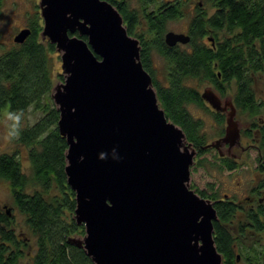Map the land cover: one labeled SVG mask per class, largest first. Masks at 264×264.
<instances>
[{
  "label": "water",
  "instance_id": "95a60500",
  "mask_svg": "<svg viewBox=\"0 0 264 264\" xmlns=\"http://www.w3.org/2000/svg\"><path fill=\"white\" fill-rule=\"evenodd\" d=\"M38 7L40 37L60 55L63 80L50 98L67 145L72 218L84 230L67 243L93 264H223L214 240V202L189 184L196 149L160 107L139 41L119 11L106 0H39ZM29 34L22 28L13 41L22 43ZM189 39L164 34L168 46ZM201 98L217 111L230 107L224 135L206 146L223 155L219 147L227 144L230 155L240 146L231 100L222 101L209 87Z\"/></svg>",
  "mask_w": 264,
  "mask_h": 264
},
{
  "label": "trees",
  "instance_id": "16d2710c",
  "mask_svg": "<svg viewBox=\"0 0 264 264\" xmlns=\"http://www.w3.org/2000/svg\"><path fill=\"white\" fill-rule=\"evenodd\" d=\"M106 1L119 11L127 32L138 39L140 60L152 78L158 103L165 115L185 132L196 149V156L210 147H206L202 121L191 115L188 106L206 109L219 124L223 123L224 116L210 112L211 108L198 90L189 85V80H206L220 94L227 89L226 83L234 81V107L254 114L255 80L264 77V0H209L214 11L207 16L197 8L188 28L190 39L185 48L168 46L164 41L167 21L181 15L177 4L157 7L155 0H138L141 3V14H138L117 0ZM150 5L153 7L148 8ZM34 8V19L27 27L30 34L24 42H14L0 54V112L7 109L8 114L22 111L25 115L31 110L39 114L32 124L22 126L19 138H13L25 148L23 156L29 164L30 175L21 169L19 153L15 152L0 154V177L11 186L15 207L24 216L28 232L35 237V249L27 254L23 252L25 242L14 234L12 217L0 209V264H20L25 255L29 264H93L82 249L67 243L69 236L82 235L84 230L72 218L74 193L64 173L67 145L58 133L59 113L50 98L53 80L63 78L51 59V53L56 52L54 45L40 37L43 22L40 24L36 15L39 7ZM140 19L144 27L136 31ZM207 30L215 39L211 47L201 42ZM152 51L163 58L161 79L151 63ZM261 131L260 145L264 144V127ZM246 136L250 137L251 133ZM222 160L227 169L236 168L232 159ZM203 161L198 160V165ZM199 193L208 196L205 191ZM261 207L245 211L255 229H260L258 219L264 216ZM214 208L218 216L213 222L216 248L223 256V264H236L234 239L228 227L243 208L229 198L215 200Z\"/></svg>",
  "mask_w": 264,
  "mask_h": 264
},
{
  "label": "rangeland",
  "instance_id": "374dc122",
  "mask_svg": "<svg viewBox=\"0 0 264 264\" xmlns=\"http://www.w3.org/2000/svg\"><path fill=\"white\" fill-rule=\"evenodd\" d=\"M121 5L129 11L137 10L138 14H141V3L138 0H117ZM39 0H0V54L7 51L13 45V37L22 28H27L29 21L34 19L33 10L35 5L38 7ZM158 6H170L177 4L179 17H175L166 23V30L173 31L176 33H184L188 35V28L191 20L195 14V11L200 9L205 12L207 16H210L214 11V7L209 0H155ZM150 5L148 8H152ZM140 11V12H139ZM35 12V11H34ZM40 10L37 8V16L40 18V24H42L40 17ZM32 13V14H31ZM144 27V22L140 19V27L135 30H141ZM222 32L218 36H221ZM212 38V40H210ZM207 46H213L215 39L213 33L207 30L205 37L201 39ZM189 42V41H188ZM187 43L178 42L176 45L185 48ZM151 63L153 68L156 70L157 77L161 79L164 72L162 71V65L164 64L163 58L158 55L155 51L151 52ZM51 59L53 66L61 70L60 55L57 52L51 53ZM162 73V74H161ZM59 82V79L53 80V85ZM189 85L195 87L201 94L202 91L209 87L215 93L218 94L219 98L224 101L225 99H233L235 92L234 81L229 84L226 83V90L223 94L218 93L206 80L201 82L195 80H189ZM220 94V95H219ZM255 103L257 107L254 110V114H250L247 109L238 110L235 109L233 119L238 121L240 124V142L241 147L234 149L233 152L237 155V165L233 170L227 169L224 166L223 160H218L217 151L210 147L208 151L200 156H196L195 163L190 167V188L193 189L197 194L200 190L205 191L208 196H203L211 201L227 198L234 202L240 201L241 208L233 217V220L228 227V230L234 239V256L237 258L236 264H264V216L261 215L262 222H260V229L252 227L246 218L245 211L251 208L252 211L256 210V204L249 205L245 202L244 196L255 194L251 191V187L256 185L258 178L259 165L264 163V144L260 145V137L262 134V127H264V77L256 78L255 80ZM224 106V105H222ZM188 110L191 115L196 119H200L203 123V134H205L206 143L209 144L217 138L224 135L226 122L219 124L215 117L212 116L206 109L202 107H196L189 105ZM210 112H214L209 109ZM227 110H231L227 107ZM215 113V112H214ZM38 112L32 113L31 110L27 111L22 116L21 125L26 126L32 124L38 117ZM12 120L8 115L7 109H3L0 112V154H11L19 153L21 169L28 176L30 175L29 164L24 158L25 148L23 145L18 144L14 139H9V132L11 130ZM259 124V125H258ZM250 132L252 138H247V133ZM224 150V149H223ZM198 160H204L202 165H198ZM261 167V166H260ZM263 179V175H259ZM41 190L40 186L36 187ZM31 187L28 185L26 190L29 191ZM264 190V189H263ZM263 190L260 195L264 196ZM215 194V197H214ZM243 199V202H242ZM256 203V202H255ZM262 202V206H264ZM256 206V207H255ZM0 209L5 213L9 210V215L12 217L11 225L14 229V234L18 238L25 242L23 252L26 254L30 251L33 252L35 249V237H33L24 225V216L16 209L15 203L12 197L11 186L6 179L0 177ZM264 209V208H262ZM244 226V227H243ZM243 227V231H241ZM223 258V256H222ZM28 256L25 255L20 264H29ZM223 262V259H222Z\"/></svg>",
  "mask_w": 264,
  "mask_h": 264
},
{
  "label": "flooded vegetation",
  "instance_id": "af4514ba",
  "mask_svg": "<svg viewBox=\"0 0 264 264\" xmlns=\"http://www.w3.org/2000/svg\"><path fill=\"white\" fill-rule=\"evenodd\" d=\"M175 46V45H174ZM220 95V94H219ZM205 103L216 113V112H219V113H221L223 116H224V121L226 122V120H225V115H226V112L227 111H229V110H226V111H217V110H215V109H213L206 101H205ZM231 103H232V105H233V107H234V104H233V102H232V98H231ZM235 108V107H234ZM236 109V108H235ZM236 111H237V109H236ZM252 134H251V136L250 137H247V138H252ZM240 138H241V134H240ZM227 147H228V145L226 144V145H224V146H221V147H219V149L220 150H222V151H224V154L223 155H221L220 153H219V150L217 149V148H214V147H212V148H214L216 151H217V153H218V160H220V162H222V159L223 158H230V159H232L235 163H236V165H237V162H236V160H234L235 158H237V155L233 152V150L234 149H238V148H240L241 147V142H240V146H238V147H234L233 149H232V151L230 152V155H228L225 151L227 150ZM224 149V150H223ZM260 166L261 167H264V164H261V165H259V167H258V169L260 168ZM259 175H263V179L261 178V177H259ZM252 189H251V191L252 192H255L257 195H255L254 193L253 194H250V195H248V196H244V198H245V202H247V204H249V205H252L253 206V204H256L257 206H262V202H264V196H262V194L260 195L259 193H261V191L264 189V170H258V178H257V181H256V185L255 186H252L251 187ZM263 193H264V190H263ZM224 198H227V195H225L224 196ZM220 200V199H219ZM218 200V201H219ZM215 200H213V202H214ZM240 201L241 200H239L238 202H234L236 205H239V206H241V204H240ZM242 202H243V199H242ZM256 202V203H255ZM264 204V203H263ZM256 207V206H255ZM258 208V207H257ZM261 208H264V206L263 207H261ZM249 210L248 211H251V208H248ZM262 218H259L258 219V221H259V223L260 222H262V220H261ZM250 224H252V222L251 221H248ZM262 223H264V221L262 222ZM237 258H239V256L237 257Z\"/></svg>",
  "mask_w": 264,
  "mask_h": 264
},
{
  "label": "clouds",
  "instance_id": "9594fccd",
  "mask_svg": "<svg viewBox=\"0 0 264 264\" xmlns=\"http://www.w3.org/2000/svg\"><path fill=\"white\" fill-rule=\"evenodd\" d=\"M8 115L12 120L11 130L9 132V139L19 138L22 130L21 121H22L23 113L22 111H18L16 113H9ZM113 158L117 160L120 159L118 154L114 155Z\"/></svg>",
  "mask_w": 264,
  "mask_h": 264
}]
</instances>
